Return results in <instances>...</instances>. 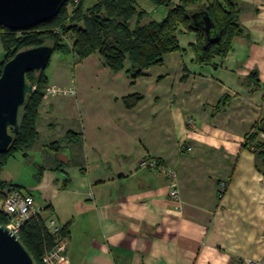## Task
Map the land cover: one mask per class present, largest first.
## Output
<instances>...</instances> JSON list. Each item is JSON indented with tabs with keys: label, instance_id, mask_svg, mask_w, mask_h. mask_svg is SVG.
<instances>
[{
	"label": "crops",
	"instance_id": "1",
	"mask_svg": "<svg viewBox=\"0 0 264 264\" xmlns=\"http://www.w3.org/2000/svg\"><path fill=\"white\" fill-rule=\"evenodd\" d=\"M239 1L243 33L208 62L196 61V34L179 26L178 50L136 77L127 60L112 70L98 52H69L71 73L62 59L53 77L45 71L46 84L74 93L40 102L37 135L22 151L38 176L25 191L35 205L36 192L42 198L45 223L67 225L69 264L262 257L264 165L246 136L264 116V0ZM148 159L175 172L176 200L171 178Z\"/></svg>",
	"mask_w": 264,
	"mask_h": 264
},
{
	"label": "trees",
	"instance_id": "2",
	"mask_svg": "<svg viewBox=\"0 0 264 264\" xmlns=\"http://www.w3.org/2000/svg\"><path fill=\"white\" fill-rule=\"evenodd\" d=\"M149 1L163 10L162 18L143 20L148 12L139 7L135 0H95L86 8L84 0H67L52 18L30 28L13 30L0 25V42L6 61L20 49L47 43L53 46V52H72L78 59L98 52L112 70L123 68L127 60L129 67L126 71L131 77H136L142 73V69L159 64L165 53L178 50L179 26L195 32L196 41L191 46L198 62H208L215 55H225L230 49L232 38L243 33L238 21L243 8L239 0ZM197 10H205L209 14L215 25V38H207L205 32L194 24L191 14ZM68 33L71 38L69 42L63 40ZM48 63L40 71L26 73V80L33 83L35 88L19 109V128L14 133L10 148L0 153V169L16 151L29 147L37 135L35 120L48 80L45 73ZM256 80L252 78L253 82ZM129 101L126 102L131 105L133 100ZM253 128L246 136V144L254 148L257 158L262 159L264 141L256 138L258 132L264 133V116L256 121ZM48 146L55 148L57 142ZM7 186L22 188L0 178V188ZM5 223L6 215L0 210V224ZM66 233L67 225L63 224L62 234ZM17 234L36 264H39L42 254L54 245L56 239L37 212L23 221Z\"/></svg>",
	"mask_w": 264,
	"mask_h": 264
},
{
	"label": "water",
	"instance_id": "3",
	"mask_svg": "<svg viewBox=\"0 0 264 264\" xmlns=\"http://www.w3.org/2000/svg\"><path fill=\"white\" fill-rule=\"evenodd\" d=\"M67 0H0V25L24 30L52 18ZM193 22L209 39L215 38V25L205 10L191 14ZM53 52L43 43L20 49L2 66L0 73V153L6 152L18 130V113L34 85L26 80L28 71H40ZM264 165V157H262ZM0 264H36L19 240L16 231L0 224Z\"/></svg>",
	"mask_w": 264,
	"mask_h": 264
},
{
	"label": "built area",
	"instance_id": "4",
	"mask_svg": "<svg viewBox=\"0 0 264 264\" xmlns=\"http://www.w3.org/2000/svg\"><path fill=\"white\" fill-rule=\"evenodd\" d=\"M77 1L78 0H73V2ZM73 93V87L62 88L54 84H46L43 90V96L58 94L71 95ZM259 135L264 136V133L260 132ZM143 163L150 169L168 175L171 178L172 182L168 195L172 200H176L178 198V190L174 185L175 172L156 159H148ZM224 187L225 183L222 182L220 184V189L223 190ZM0 210L6 215L5 224L16 232L19 230L24 220L31 214L39 212V209L36 208L34 197L29 192L12 186L0 188ZM45 225L50 232L56 235V239L54 245L42 254L39 264H69L67 236L62 234L63 224L49 218ZM241 264H264V253L259 259H244Z\"/></svg>",
	"mask_w": 264,
	"mask_h": 264
},
{
	"label": "rangeland",
	"instance_id": "5",
	"mask_svg": "<svg viewBox=\"0 0 264 264\" xmlns=\"http://www.w3.org/2000/svg\"><path fill=\"white\" fill-rule=\"evenodd\" d=\"M94 1L95 0H84V8L88 7ZM135 2L139 7L145 9L148 12V15L143 17V20H147L149 18H153L156 16V13L158 11L152 9L153 4L149 0H135ZM192 5H195V4H192ZM70 39L71 38H70L69 33L66 34L65 37H63V40L67 42H69ZM57 57L59 58L57 59ZM6 59H7L6 54L2 50V46L0 42V66L6 62ZM61 59L68 60L67 61L68 65L66 69L67 71L70 70L69 72L71 73V66H69L70 54L68 52L66 53V52L54 51L52 52L50 56L48 67L46 69V73L49 76L53 77V75L56 74L57 67H59L58 63L61 62ZM60 87L63 88V86H60ZM58 95H61V94H58ZM258 138L260 139V141H264V136L259 135ZM37 176H38L37 167L29 158L23 157L22 150L16 151L13 155H11L7 159L6 163L0 169V178L2 180L12 182V183H17L22 186L21 189L23 190H31L37 180ZM35 196H36V208L39 209L41 208L40 206L42 205L43 201L40 195L37 194V192Z\"/></svg>",
	"mask_w": 264,
	"mask_h": 264
}]
</instances>
